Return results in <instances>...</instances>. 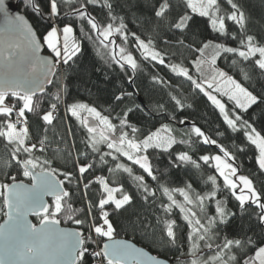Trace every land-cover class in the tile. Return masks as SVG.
<instances>
[{
  "label": "snow or ice",
  "instance_id": "obj_1",
  "mask_svg": "<svg viewBox=\"0 0 264 264\" xmlns=\"http://www.w3.org/2000/svg\"><path fill=\"white\" fill-rule=\"evenodd\" d=\"M22 4L24 14H12L7 0H0L7 30L17 38L8 47L19 50L0 53L6 68L0 79V144L5 149L3 168L16 169L30 183L10 171L9 182H0V197L7 208H0L7 217L0 224V237L5 240L0 264H89V257L96 264H264V181L257 187L254 177L242 173L237 163L238 155L254 146L256 174L264 176V127H257L264 125V84L252 83L254 76L264 78V35L251 31L252 17L243 0H155L150 15L143 18L137 15L142 11L139 0H47V10L40 0H22ZM96 8L104 10L103 20L94 14ZM28 12L48 25L45 33L35 30L26 18ZM195 16L206 18L218 35L208 39L197 32ZM72 21L80 23L82 36L105 50L113 66L136 72L138 55L143 62L185 78L222 117L224 130L218 128L216 137L230 130L241 134L243 142L233 151L195 122L185 134L188 139L178 140L171 122L177 120V111L193 105L179 92V85L155 73L150 79L168 89L167 104L157 101L148 109L124 105L134 93L123 89L113 94L107 114L95 104L69 102L73 85L67 76L60 78V70L72 68L82 53ZM130 21L144 31H130ZM228 22L235 30H229ZM222 37L237 46L222 42ZM43 51L48 54L42 55ZM186 53L192 54L190 59ZM221 55L236 57L233 65L250 66L251 72L241 70L247 86L218 68ZM61 106L82 130L79 143L73 128L66 127L63 133L58 129ZM141 112L147 116L159 112L169 122L144 132L138 121L131 120V114ZM30 115L39 118V131H32ZM179 124H185V118ZM193 134L196 142L215 145L218 153L195 157L191 150L176 151L178 144L190 145ZM165 156L167 166L161 169L154 158ZM202 165L214 169L205 181L210 186L198 191L190 180L173 186L172 168L201 169ZM116 175L122 179H115ZM92 187L100 190L99 198L74 208L77 192L87 195ZM221 187L237 202L239 215L228 207ZM45 197H52V202ZM177 208L183 232L174 218ZM29 215L38 219V225L28 220ZM116 215L126 220L122 227L142 232L161 254L115 239ZM245 215L254 226L250 223L245 230L241 224L230 232V226ZM61 216L80 227H59ZM255 227L261 229L259 238ZM168 252L171 257L163 254Z\"/></svg>",
  "mask_w": 264,
  "mask_h": 264
},
{
  "label": "trees",
  "instance_id": "obj_2",
  "mask_svg": "<svg viewBox=\"0 0 264 264\" xmlns=\"http://www.w3.org/2000/svg\"><path fill=\"white\" fill-rule=\"evenodd\" d=\"M18 10L24 14L25 8L22 4V0H12ZM41 6L47 10V0H40ZM141 12H138L137 15H141L142 18L150 15V7L155 0H139ZM244 6L247 11L250 13L252 17L251 31L258 32L260 35H264V0H243ZM94 14L101 20L105 18V13L103 9L96 8L93 10ZM26 17L29 19L35 30L38 33H45L48 25L42 21L38 16L32 15L31 12H28ZM195 20V30L199 33H203L208 39H214L218 34L212 32L210 27L207 25L206 18H201L199 16L194 17ZM74 25V31L77 39L81 41L82 44V53L79 55V59L72 68L65 67L60 70L61 76L63 79L64 76H67L71 82L72 87L70 89V97L69 102L72 101H81L88 102L91 104L98 105L99 109H102L105 114L110 111L109 104L114 103L112 100V96L119 89H123L127 92H133L134 95L132 97L127 98L124 101V105L134 106L136 104L141 105L145 109L153 108L154 104L157 101H162L164 103H168V97L165 94L168 89L166 87H162L159 85H155L150 79L151 74L155 73L161 75L169 80H172L174 84L179 85V92L182 96L187 97V102L192 103L193 107L190 109H185L183 111H177V120L171 122V126L174 128V134L176 138L179 140L181 138L188 139L186 133L190 132V127L193 122L196 125L200 126L203 130L206 131L207 134L211 135L213 138H217L220 143H223L229 149L235 151V145H239L243 142V137L239 133H232L230 130L228 134L223 137H216V131L219 128L221 131L224 130V125L222 122V117L220 116L217 109L211 105V102L208 101L207 97H205L202 93H199L198 90L194 88L185 78L174 76L170 70L164 66L156 65L153 66L148 62H143L140 57L137 55L139 68L136 72H133L130 68L127 69V72L121 70L118 66H113L109 60L108 55L105 50L102 48H98L97 44L92 43L84 36L81 35L80 29L81 25L77 21H72ZM229 30H235V26L228 22ZM166 28V25L164 26ZM130 31H140L143 32V28H138L135 22H129ZM164 33L162 32L161 35ZM179 35V33H176ZM172 33L167 34V38H171ZM221 41L230 45L237 46L235 42H233L230 38L222 37ZM131 38H130V46H131ZM46 49V46H45ZM48 53L47 51H45ZM191 58L192 54L186 53ZM236 59V57L230 55H221L217 60V66L224 70L229 75H232L238 81H241L248 85L247 81L243 80L242 72L244 71L251 72L250 66H245L244 64L237 63L236 65L232 64V60ZM195 76V73L193 72ZM252 83L259 87L260 84H264V78H256L253 77ZM49 90L54 91L52 85L47 86ZM226 101V98H222ZM171 108V105H169ZM229 108H231V104L229 103ZM119 111V109H117ZM60 119L56 122L58 129L61 133L65 131L66 127L73 128L76 134L77 143H79V139L82 136V130L78 125V122L71 118L64 112L63 106H61V111L59 113ZM146 117V118H145ZM185 118V124L180 125L179 120ZM29 120L32 126V131H39L40 120L36 115H30ZM131 120L133 122L138 121V126L143 129L144 132L154 131L155 128H158L161 123H168L169 121L159 112H154L153 115L147 116L146 112L131 114ZM258 128L264 127V125H257ZM71 139V137H69ZM192 143L190 145H176V151L182 150H191L194 152L195 157H198L201 154H217L218 149L215 145H202L201 143L196 142V137L194 134L192 135ZM56 145H53L55 148ZM61 148L64 146L61 145ZM256 154V150L254 146H250L248 150L238 155L237 163L241 165V172L244 174H251L254 179L257 187L261 186V182L264 181V176H258L256 174V164L254 160V156ZM158 155V153H157ZM5 157V149L2 144H0V182H9L6 181L7 172H11L12 175H16L18 180L20 181H29L28 178L23 177V175L18 172L16 169H4L3 168V160ZM57 162L64 166V160L60 157H57ZM154 162L161 169L167 166V158L161 157L159 160H155ZM68 167H71L69 164ZM104 174L107 175L106 172L100 173L97 172L96 175ZM214 174V169H211L207 166L201 167V169H195L191 166H184L179 169L172 168L170 172V178L174 182L173 186H182V182L186 180H190L193 187L202 191L207 186H210L211 182L205 181L207 180V175ZM117 180H121L122 178L119 175L114 177ZM123 182L131 190V182L126 177L123 178ZM220 185L222 186V179L219 180ZM221 194L227 196L228 199V207L233 211H237L236 207L237 202L228 195L226 191H224L221 187ZM100 196V190L98 187H92L88 190L87 195H85L82 191L77 192L76 197L73 200L74 208H82L85 206V203L91 200H97ZM49 203L52 202V199L48 200ZM0 208H3V199L0 197ZM139 211L140 209L137 207L135 209ZM251 210V209H249ZM154 211V210H153ZM2 218H3V212ZM61 225L72 226L78 228L71 221H66L61 217ZM174 218L178 219L180 223L181 232L185 230L184 222L179 218V209H174ZM32 222L34 224H38V219L35 216H31ZM151 219V216H149ZM117 225V232L115 233V237H125L128 239H132L136 243H139L145 247H147L152 253L161 254L160 250H158L154 245L150 243L148 239H146L142 232L139 230L133 231L131 228L122 227V225L126 224V220L120 216L116 215L113 217ZM253 224L254 221H250L245 215L243 219L236 220L233 225L230 226L229 231H234L237 226L243 224L245 230L249 227V225ZM85 228L87 225L84 226ZM256 236L259 238L261 234V229L258 227L254 228ZM251 234V233H250ZM101 238H98L100 240ZM106 238H103L105 240ZM92 245V244H91ZM90 245V246H91ZM169 257L172 256L171 252L163 253ZM93 259L89 257V264H92Z\"/></svg>",
  "mask_w": 264,
  "mask_h": 264
},
{
  "label": "water",
  "instance_id": "obj_3",
  "mask_svg": "<svg viewBox=\"0 0 264 264\" xmlns=\"http://www.w3.org/2000/svg\"><path fill=\"white\" fill-rule=\"evenodd\" d=\"M7 3H8V6H9L10 13H12V14H16V13L23 14L22 12H20L18 10V8L16 7L15 3L12 0H7ZM16 42H17V38L12 33H10L7 30V25H6L5 18H4V16L2 14H0V53H4L5 55H7L8 52H18L19 51L18 49H15L14 47L13 48H9L8 47L9 43L15 44ZM41 54L42 55H47L48 53L43 51ZM5 71H6V68H5L4 56H0V79H2L4 77ZM23 182L25 184L30 183V181H23ZM2 199H3V197H2ZM45 199H46V201H48L49 199H52V197H45ZM4 211H7L6 207H4ZM31 216L32 215L28 216V220L31 223H33L32 219H31ZM6 219H7V217L4 216L3 219L1 220L0 224H3ZM59 227L64 228V229H68V230L77 229V228L72 227V226H65V225H61V224L59 225ZM115 239L127 241V242H129L131 244H134L136 247L144 248L145 251L150 252V254H152V255H157L155 253H152L147 247H145V246H143V245H141L139 243H136L132 239H128V238H125V237H117ZM104 242H107V240L105 239ZM4 246H5V240H4L3 237H0V258L4 257Z\"/></svg>",
  "mask_w": 264,
  "mask_h": 264
},
{
  "label": "rangeland",
  "instance_id": "obj_4",
  "mask_svg": "<svg viewBox=\"0 0 264 264\" xmlns=\"http://www.w3.org/2000/svg\"><path fill=\"white\" fill-rule=\"evenodd\" d=\"M219 68V67H218ZM220 69V68H219ZM222 70V69H221ZM224 71V70H223ZM225 72V71H224ZM161 135L163 136V135H165L164 133H161ZM159 195V194H158ZM175 198L178 200V201H180V202H183V197H181V196H179V194L178 193H176L175 194ZM3 217H4V215H3ZM3 218H2V213L0 212V222H1V220H2Z\"/></svg>",
  "mask_w": 264,
  "mask_h": 264
},
{
  "label": "built area",
  "instance_id": "obj_5",
  "mask_svg": "<svg viewBox=\"0 0 264 264\" xmlns=\"http://www.w3.org/2000/svg\"><path fill=\"white\" fill-rule=\"evenodd\" d=\"M97 240H98V238H97ZM90 247L94 249V248H96V244H92ZM92 264H96V261L94 259H93Z\"/></svg>",
  "mask_w": 264,
  "mask_h": 264
}]
</instances>
